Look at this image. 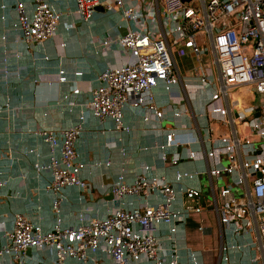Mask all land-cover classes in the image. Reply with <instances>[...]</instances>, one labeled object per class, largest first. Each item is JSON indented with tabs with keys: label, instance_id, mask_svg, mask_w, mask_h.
<instances>
[{
	"label": "built area",
	"instance_id": "1",
	"mask_svg": "<svg viewBox=\"0 0 264 264\" xmlns=\"http://www.w3.org/2000/svg\"><path fill=\"white\" fill-rule=\"evenodd\" d=\"M73 1L74 5L67 4L60 11L48 0H14L15 25L30 48L55 37L66 16L73 17L72 25L74 19L90 21L98 6L120 12L131 23L117 40L101 41L105 50L116 42L124 61L101 71L88 103L95 119H111L117 131H129L125 124L129 105L144 107L155 118L164 117V110L155 104L154 89L160 82L170 90L172 105L182 103V92L171 90L182 84L188 97L189 87L176 68L174 51L187 48L198 57L196 75L208 98L194 115L196 128L166 133L158 145L161 158L176 164L184 156L177 148L186 145L185 156L206 158L209 174L218 178L223 172L231 175L232 182L222 185L218 194L213 190L211 201L222 233L234 237L223 243L222 258L230 260L237 252L256 248L250 260L264 262V0ZM4 72L7 79L10 69L6 64ZM64 74L60 70L61 80L66 79ZM242 87L253 92L256 99L246 103L235 99L233 91ZM75 92L79 93V89ZM13 109L9 101L0 102V117ZM183 113L178 110L175 116ZM201 117L207 121L203 128L199 124ZM145 119L148 121L149 116ZM85 121L81 115L78 123L60 131H36L50 149L48 160L37 158L34 166L38 174L42 170L51 172L46 187L53 196L55 219L45 227L43 215L35 221L28 214L16 212L12 227L4 232L0 264H41L43 257L30 254L33 248L49 250L51 264H66L70 257L81 264H103L97 256L99 252L110 256V264L141 260L148 264H181L178 237L192 213L204 210L202 190L176 185L166 174H150L148 164H143L131 179L123 172L116 177L110 191L120 203L107 215L79 212L76 222L64 221L61 208L65 187L88 186L81 175L86 162L77 147ZM215 122L225 127L223 133L215 134ZM198 143L201 148H194ZM222 157L228 163L224 164ZM185 176L192 177L194 173L179 170L176 181ZM6 181L0 172V188ZM234 184L243 188L244 194L237 195ZM156 194L160 198L154 200ZM179 194L190 204L188 207H175ZM129 196L136 200H128ZM5 223L1 218L0 224ZM164 235L170 241L168 246ZM189 258L190 264H202L197 250L190 249Z\"/></svg>",
	"mask_w": 264,
	"mask_h": 264
},
{
	"label": "crops",
	"instance_id": "2",
	"mask_svg": "<svg viewBox=\"0 0 264 264\" xmlns=\"http://www.w3.org/2000/svg\"><path fill=\"white\" fill-rule=\"evenodd\" d=\"M48 1L60 11L67 4L74 5L73 0ZM27 6L29 12H32L30 1H27ZM72 19L71 16L64 17L55 37L28 48L20 29L15 25L17 12L14 0H0V102L4 104L9 101L15 108L3 112L0 117V172L7 180L0 188V219L6 220L5 226L0 224V245L5 242L4 232L12 227L16 212L28 214L35 221L43 215V226L52 225L55 219L52 211L53 196L46 187L51 172L42 170L38 174L34 166L37 158L48 160L50 149L36 131H60L78 123L80 116L84 115L85 128L77 141V147L86 162L81 175L88 186L84 189L74 185L65 187L66 197L61 208L65 222H76L79 212L89 216L107 215L120 203L110 191L116 177L123 172L131 179L143 164H148L150 174H166L176 185L194 186L202 190L204 210L192 213L178 237L181 264H190V249L200 252L202 264H264L262 261L250 260V254L257 253L256 248L249 252H237L230 260L222 258L223 243L234 239L232 235L222 233L211 205L213 190L218 194L224 185L221 183L223 174L220 178L209 174L204 157L185 156L186 145L177 148L184 156L176 164L161 158L158 145L165 140L166 133L174 129L196 128L194 115L208 98V93L202 89L196 75L198 57L187 48L174 51L176 68L182 82L189 87L188 97L182 84L171 90L182 92V103L172 105L170 90L160 82L154 89L155 104L159 110H164V117L155 118L144 107L134 108L129 105L125 109V124L129 131H117L111 119L102 122L95 119L88 103L101 71L124 61L116 42L105 50L101 41L117 40L131 23L120 12H109L103 7L96 10L90 21L74 19L72 25ZM5 64L10 69L7 79ZM60 70L65 71V80L60 79ZM77 88L79 93L75 92ZM239 91L247 93V101L256 99V95L246 87L235 92ZM178 110H184V113L176 117L175 112ZM146 116H149L148 121ZM206 122L205 118H199L202 128ZM213 127L216 135L225 131V127L218 122ZM193 147L201 148V144ZM205 147H209L208 143H205ZM222 162L228 163L224 157ZM179 170L192 172L194 176H185L178 182L176 173ZM153 198L157 200L160 196L156 194ZM127 199L135 201L136 197L129 196ZM189 205L183 195L179 194L175 207L181 209ZM200 225L204 227L201 229ZM162 230L166 234L165 226ZM163 241L166 246L170 244L166 235ZM30 254L43 257L41 264H51L52 257L47 249L33 248ZM97 256L103 264L111 263L107 253L99 252ZM5 264L25 263L6 261ZM66 264L81 262L70 257ZM131 264H148V261H133Z\"/></svg>",
	"mask_w": 264,
	"mask_h": 264
},
{
	"label": "rangeland",
	"instance_id": "3",
	"mask_svg": "<svg viewBox=\"0 0 264 264\" xmlns=\"http://www.w3.org/2000/svg\"><path fill=\"white\" fill-rule=\"evenodd\" d=\"M233 94H234L235 99H239V101H241L242 103L249 102L246 100L247 99V93L241 92V91H239V92L233 91ZM231 182H232L231 175L227 172H223V180L221 183L225 185V184H229ZM233 189L237 195L244 194L243 188H241L235 184H234ZM214 225H215V229H217L216 223Z\"/></svg>",
	"mask_w": 264,
	"mask_h": 264
},
{
	"label": "water",
	"instance_id": "4",
	"mask_svg": "<svg viewBox=\"0 0 264 264\" xmlns=\"http://www.w3.org/2000/svg\"><path fill=\"white\" fill-rule=\"evenodd\" d=\"M100 8H101V7H100V6H98V7H97V10H98V9H100Z\"/></svg>",
	"mask_w": 264,
	"mask_h": 264
}]
</instances>
